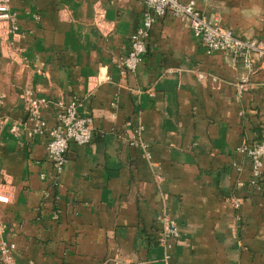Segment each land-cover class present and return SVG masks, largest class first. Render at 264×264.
Returning a JSON list of instances; mask_svg holds the SVG:
<instances>
[{
    "label": "crops",
    "instance_id": "0c3cea01",
    "mask_svg": "<svg viewBox=\"0 0 264 264\" xmlns=\"http://www.w3.org/2000/svg\"><path fill=\"white\" fill-rule=\"evenodd\" d=\"M194 2L212 24L264 38V0ZM8 7L0 191L9 202L0 203V242L14 246L13 264H264V161L254 176L237 150L261 139L264 63L237 92L242 66L207 52L184 20L165 13L142 61L122 74L141 0ZM25 90L47 102L48 126L58 102L75 101L92 118L91 141L70 143L60 172L46 158L45 136L9 132L26 116ZM165 218L177 237L164 236Z\"/></svg>",
    "mask_w": 264,
    "mask_h": 264
},
{
    "label": "built area",
    "instance_id": "2783aa9c",
    "mask_svg": "<svg viewBox=\"0 0 264 264\" xmlns=\"http://www.w3.org/2000/svg\"><path fill=\"white\" fill-rule=\"evenodd\" d=\"M144 5L140 25L130 37V47L126 55L120 60L119 67L122 74L132 73L137 64L142 61L147 48L148 32L153 22L165 13L174 18L184 20L195 37L200 39L207 52H226L232 60L240 64L244 75L236 84L237 92L241 93L249 88V75L254 71L256 61L264 63V38L243 39L236 36L230 29L212 24L195 7L194 0H141ZM13 16L8 7V0H0V27L5 23H12ZM264 22V21H263ZM15 26H12L13 31ZM198 77L203 78L202 73ZM23 98L26 107L24 119L14 122L9 128L13 135L19 128L25 131L28 138L45 136V155L56 172H60L66 160V153L70 143L88 144L93 136L92 118L81 114L77 110L75 101L58 102L53 125L48 126L40 110L47 102L33 96L30 90H25ZM250 160L252 174L258 176L264 161V121L261 129V139L252 144L237 149ZM9 202V194L0 191V203ZM234 205L237 203L233 201ZM163 233L166 237H177L178 231L173 220H163ZM12 244L0 242V261L3 264H13Z\"/></svg>",
    "mask_w": 264,
    "mask_h": 264
}]
</instances>
